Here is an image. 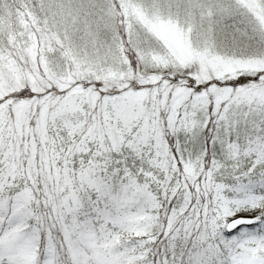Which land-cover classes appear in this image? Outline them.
I'll use <instances>...</instances> for the list:
<instances>
[{
	"label": "snow or ice",
	"instance_id": "snow-or-ice-1",
	"mask_svg": "<svg viewBox=\"0 0 264 264\" xmlns=\"http://www.w3.org/2000/svg\"><path fill=\"white\" fill-rule=\"evenodd\" d=\"M0 264H264V0H0Z\"/></svg>",
	"mask_w": 264,
	"mask_h": 264
}]
</instances>
